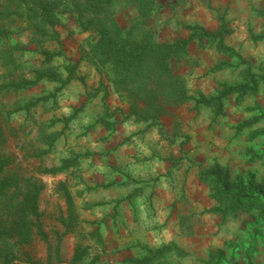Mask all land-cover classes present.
Here are the masks:
<instances>
[{
  "label": "rangeland",
  "instance_id": "1",
  "mask_svg": "<svg viewBox=\"0 0 264 264\" xmlns=\"http://www.w3.org/2000/svg\"><path fill=\"white\" fill-rule=\"evenodd\" d=\"M4 1L0 0V8ZM246 1H248L246 6L249 13L245 15V20L242 22L247 35L244 36L242 43L246 40L248 48L252 46L255 49L261 48L259 52L249 49L248 53L252 57L249 61L251 69L256 73H261L264 70V38H261L264 36V0ZM161 2L164 7L158 9L153 18L156 39L159 41H172L182 32L189 33L185 27H182L188 23L178 21V16H181V11L188 5V2L193 5L199 4L198 6L208 9L212 8L211 0H161ZM70 6L69 2L60 6L61 15H57L56 24L53 27H48V32L45 34L34 35L31 23L25 20L24 9L16 8L15 4L13 7H6L5 10L9 12L13 8L17 9V13L0 19L2 34L0 36V51L2 49H4L3 51L10 50L12 57L8 61H14L13 65L0 75V161L4 166L0 178L6 175L16 176L19 182L27 178L42 183L44 187L47 186L45 192L39 196V208L42 212L40 224L45 239L36 232V228H33L34 235L30 242L18 240L15 231H12L13 225L18 220L17 203L21 199V195L16 193L15 187L6 190L4 195H0V235L2 238L6 233V238L9 240L5 247L8 258L15 260L16 263L63 264L64 261L60 255V241L67 236L66 238H73L74 248H77L80 255L76 262L71 260L67 264H128L124 262L125 258H142L164 244H173L181 251L173 248L151 264H264V205L253 207L248 211L237 212L224 220L220 215L203 213L202 210H196L192 206L184 208L181 204L175 215L178 224V238H152L154 231L159 232L167 229L164 225L168 223V218L172 216L173 210L171 209L166 223L158 224L159 221L155 220L156 211L146 204L145 211H132L134 221L131 222L134 223V228L130 231H134L137 237L130 238L129 242L127 240L125 248H121L124 250L125 257L117 254L119 248H113L107 244L108 240L105 236L117 227L120 222L119 217L121 213L123 214L122 209H118L117 202L125 199L127 193L120 194L112 189L95 191L96 188L87 185L82 179L80 159H76L78 154L87 152L85 145L91 142V139L100 140L99 135L101 134L92 136L89 126L101 114V111L96 113L92 109L89 114H85L82 109L73 122L71 121L72 123L66 124L50 125L55 117L48 118V120L43 119L40 124L35 123V125L39 124L36 133L39 132L41 136L32 137L33 125L28 132H25L26 126L20 125L21 121L23 118H34L33 115L28 117L30 109L43 110L44 106H51L49 103L44 105V100L39 101L38 98L51 97V94L55 92V83L54 81L41 80L39 82L41 85L35 86V95L32 94L25 98L24 95L19 98L18 94L9 91L13 90L9 84L19 83L22 78H31L35 69L56 75L62 74V70H65L72 76L77 71L82 72V67L87 65V68H95L96 73H102L104 79L109 82L103 86H111L116 94L108 71L99 67L89 52L86 38L89 37L90 30L81 31L76 15L68 10L71 8ZM18 11L24 15H20ZM129 13H131V9L122 5H119L116 10V16L122 24L126 23ZM209 20L212 22L211 25L208 21L202 24L207 30H213L212 26H217L220 23L218 13L215 18L211 14ZM229 28L231 31L234 30L230 24ZM54 31L59 33L60 42L53 37ZM31 39L37 40L39 46L30 42ZM42 49L46 52L60 50L63 55L55 56L43 63ZM202 49L203 54L212 59L211 66L222 60L235 65V59L216 53L209 43H204ZM193 57L198 60L197 55ZM1 64L0 61V66ZM243 68V65H235L234 68H226L220 72H225V76L237 81L241 77L243 78ZM188 72L192 75V68H189ZM209 74L211 72H202L199 77ZM185 77L187 82L190 81V78H187V73H185ZM191 78H194V75ZM194 85V91H197L200 90L198 87H201L202 84L198 82ZM206 85L208 84L205 83L204 87ZM101 86L96 88L91 86L90 94H97L102 90ZM259 89V95H247L239 104L235 102L234 96H230L224 102L225 115L223 117H225V121L220 129L218 142L214 143L212 137L210 143L214 146L219 145L220 152H224V156L215 157L213 162L217 159L223 167L229 169V184L237 189L251 188V192L259 197L264 204V157L261 159L256 157L264 154V136L249 138L252 129L264 126V118L259 119L252 127L237 129L239 122L258 116L260 109L264 110L263 83L259 84ZM188 90L190 92L193 89L188 87ZM105 93L103 91V95ZM86 102L87 99L80 103L85 105ZM99 106L101 108V104ZM192 106L193 102H186L179 107L186 108V114L190 117L189 122L199 121L202 123L204 119L209 118L207 130L213 129L217 120L215 123H211L210 109L199 107L195 110ZM108 107L112 111L110 106ZM124 107L127 111V106L123 105ZM170 114L171 117L168 118L172 127L170 132L164 131V126H161L159 131L162 139L161 153L168 154L172 159H175V163H178L180 159H190L188 155L194 153L191 145V125L186 119H178L172 112ZM66 116L68 115H62L60 118ZM172 116L173 119H171ZM117 118L120 120V114L117 115ZM113 119L108 120L112 121ZM26 133L29 136L22 139ZM176 136L181 137L179 146L173 143L176 142ZM250 150L252 153H249ZM175 154L179 156L174 158ZM193 156L191 155V157ZM64 159L77 160V163L72 167V172L68 174L69 177L64 175L52 177L51 174L44 173L46 168L57 166ZM192 162L196 164L195 161ZM134 181L135 179L132 183L128 182L131 190L138 188ZM66 191L73 202V211L70 217L68 216ZM143 196L146 199L150 197ZM148 200L146 201L148 202ZM98 202L104 205H98ZM142 216H146L145 219ZM170 219L172 222V218ZM97 225L100 227L99 235H92L91 232ZM129 225L130 223L126 224L127 229H130ZM179 239H183L182 244H179ZM113 256L115 257L113 258Z\"/></svg>",
  "mask_w": 264,
  "mask_h": 264
},
{
  "label": "trees",
  "instance_id": "2",
  "mask_svg": "<svg viewBox=\"0 0 264 264\" xmlns=\"http://www.w3.org/2000/svg\"><path fill=\"white\" fill-rule=\"evenodd\" d=\"M65 2L71 3V8L68 10L76 15L81 31L90 30V35L86 38L89 52L97 61L99 67H103L108 71L110 82L118 95L119 101L122 105L127 106V111L119 106L110 111L105 101L108 90L107 87L103 86L104 82L100 79V85L106 93L103 95L101 102V114L90 124V130L97 124L102 123L112 133L119 122L128 121L129 119H132L135 123L160 125L159 119L162 115L168 114L174 108L186 102H193L192 107L195 110L199 107L210 109L212 114L211 123H215L218 118L225 115L224 102L230 96H234L235 102L239 104L247 95H259V84H264V70L261 73L254 72L251 69L249 60L245 59L237 49L225 43V36L232 31L229 28L230 23L222 14H218L220 23L215 29L207 30L199 24H185L182 27H185L189 33L185 37L178 36L172 41H159L156 39L153 18L154 13L164 7L161 0H5L0 8V19H5L17 13V9H8L9 12L5 10L6 7H13V4H15L16 8L24 9L25 20L31 23L34 35L45 34L48 32V27H53L56 24L57 15L62 13L59 8ZM119 5L131 9L125 24H122L116 16ZM18 13L20 14L19 11ZM22 14L21 12L20 15ZM5 34H7L6 31ZM53 34V37L59 41V33L54 31ZM261 38H264V36H261ZM31 40L30 42L39 46L37 40ZM191 41H195L200 49L204 43H209L216 53L235 59V65L244 66L242 70L243 78L241 77L235 82H218L212 95H205L200 90L196 91L197 95L191 94L188 90L185 73L181 71L186 66L192 68L198 64V60L190 54L188 49ZM3 50L0 51V61L8 67V70L14 63L12 60L8 61L12 57V52ZM41 53L44 55L43 63L55 56L63 55L60 50L58 52H46L42 49ZM235 65L222 60L216 62L207 72L234 68ZM33 72L34 75L31 78H22L19 83L12 82L9 86L17 92L36 86L41 80L61 81L58 75L41 69H35ZM71 77L70 73L67 79L69 80ZM58 91L59 88H55V92L51 94V97ZM38 99L42 101L48 98L44 96ZM82 107L81 105L74 108L64 118H53L50 125L55 123L66 124L73 121ZM118 114L121 116L120 120H117ZM111 118L114 119L112 121L108 120ZM263 118L264 110L260 109L258 116L239 122L237 129L252 127L259 119ZM259 135L264 136V126L259 129H252L249 138L252 139ZM249 153H252V151L250 150ZM88 155L89 152L78 154L76 159L81 160ZM256 157L261 159L264 154ZM76 159H64L61 164L46 168L44 173L54 175L65 172L70 166L73 167L77 163ZM3 168L4 166L0 161V173L3 172ZM229 174V169L223 167L217 159L210 167L199 170V179L208 186L209 196L217 202L215 206L203 210V213L220 215L225 220L237 212L248 211L253 207L264 205L261 199L251 192V188L237 189L229 184ZM17 179L16 176L10 175L0 178V195H4L5 191L12 187H15L16 193L21 195V199L17 203L18 220L13 225L12 231H15L18 240L22 242L32 240L33 228H36V232L44 238L45 235L40 224L42 212L39 208V195L44 185L32 179L26 178L22 182ZM115 184L109 182L101 184L99 187L108 189ZM93 187L97 188V185ZM134 195L135 192L131 191L125 199H130ZM65 196L68 205V216L70 217L72 216L73 202L67 191ZM125 199L117 202L118 205ZM97 204L101 205L103 203L98 202ZM99 229L100 227L97 225L91 234L99 235ZM0 239L1 264H29V262L16 263L15 260L8 258L9 256L5 252V247L9 241L6 238V233L3 234L2 238L0 235ZM173 248L181 251L173 244H164L142 258L128 257L124 259V262L128 264H151ZM79 258V252L77 248H74L71 260L76 262Z\"/></svg>",
  "mask_w": 264,
  "mask_h": 264
},
{
  "label": "crops",
  "instance_id": "3",
  "mask_svg": "<svg viewBox=\"0 0 264 264\" xmlns=\"http://www.w3.org/2000/svg\"><path fill=\"white\" fill-rule=\"evenodd\" d=\"M247 2L246 0H211V9L205 8L204 6L200 7L198 6L199 4L193 5L188 2V5L182 9L181 16H178V21L199 25L205 24L206 21H208L211 25L212 22L209 20L211 14L214 18L217 13L222 15L225 14V18L230 21V25L234 27V30L224 39L225 43L237 49L245 59L251 61L252 57L248 55L249 49H254L259 52L261 48L258 47L255 49L253 46L248 48L246 46L248 41L246 40L242 43L244 36L247 35L244 31L242 22L245 20V15L249 13V10H247L248 7L246 6ZM216 20H214V23H216ZM217 26H212V29H215ZM186 35L185 32H182L178 36L185 37ZM196 45L197 43L195 41H191V44L188 45L190 54L193 56L197 55L198 57V64L192 67V75L188 72L190 66H186V68L181 70L182 73H187V78H190L188 87L193 89L190 90L191 94L197 95V92L194 91V83L200 82L202 84L201 87H198L200 91L205 95H212L217 88L216 83L236 81L235 79L231 80L229 76H225V72H220L221 70L199 77V75H202V72L208 70V67L211 66L213 61L203 54L202 48L200 49ZM86 66L82 67V72L77 71L69 80L67 79L69 75L68 71L62 70V74H58L61 81H54V87L59 88V91L55 93L54 96L44 99L43 101L45 103L44 105H48L47 103H49L51 106H44L45 108L43 110H39L38 108L30 109L28 117L33 115L34 118H23L20 124L26 126L25 132H28L31 125H33L34 133H32V137H35V135L40 137L41 135L39 132L37 134L36 131L43 119L48 120V118L50 119L52 117L60 118L62 115H69L74 108L81 105L83 106L82 109L85 114H89L92 109H94L96 113L102 110L99 104L102 102L103 91L105 90L102 89L98 91L97 94H90V91L92 87L96 88L100 86V79L104 84H109V82L107 79H104L101 73H96V70H94L95 68H87ZM0 68V75H2L7 68L3 64H1ZM193 75L194 78H191ZM205 83L208 85L204 87ZM37 85L41 84L38 83ZM107 90L108 96L105 97V101L107 105L110 106L111 110H114L118 106L123 107L111 86H108ZM9 91L10 93L13 92L18 94L19 98H22L23 95L25 98L32 94L35 95V86L24 91L15 92L12 89ZM86 99L87 102L85 105L80 103ZM123 109L126 111L125 107ZM202 109H206V107H202ZM171 112L178 119H186V121L189 122L190 117L186 114V108L176 107ZM171 112L162 115L159 119L161 124L156 126H148L145 123H135L132 119H129L128 121L119 122L113 132L110 133L102 123L97 124L91 130L90 134L96 136L100 133V140L91 139V142L85 145L89 155L80 160V170L82 179L87 185H97V188L94 190L99 192L105 190L99 187V185L114 182L116 184L108 189L118 191L120 194H128V192H130L131 187L128 185V182L132 183L134 179L138 186L136 190H131L135 192V198L125 199L118 205V209H122L123 211V214L121 213L119 217L120 222L110 234L105 236L108 240L107 244L110 247L119 248L118 255H123L125 257L124 250H121V248H125L127 240L129 242L130 238L137 237L134 231H130L134 228V223L131 222L134 221L132 216L133 210L143 212L145 211V205L149 204L152 209L156 211L155 220L159 221L158 224H163L166 223L172 209V216L170 217L172 218V222L171 219L168 218V223L164 225L167 229H163V231L159 232L154 231L152 233V238H178V224L176 223L177 218L175 215L181 204L184 208L192 206L194 209L202 211L215 205V200L209 196V188L199 179L198 175L200 169H206L213 164V159L215 157L219 158L221 155L224 156V152H220L218 148L219 145H212L210 140L213 137L214 143L218 142L217 138H219L220 129L225 121V117L218 118L217 124L209 131L207 130V125L210 122L209 118H206V120L204 119L202 123L199 121L189 122L192 135L191 145L193 146L191 147L194 153L188 156L192 161H195L196 164L186 158L180 159L178 163H175V159H172L168 154L161 153L162 139L159 133L161 126H164V131L170 132L172 127L168 118L171 117ZM171 119H173V116ZM37 122L39 124L35 125ZM178 132L177 134H179ZM27 135V133L24 134L22 139L27 138ZM175 138L176 142L173 143L179 146L181 137L176 136ZM191 155L194 156L191 157ZM178 156L179 155L175 154L174 158ZM71 172L72 167L70 166L65 172L54 175L51 174V176L64 175L65 177H69L68 174ZM46 189L47 186L45 185L39 196H41ZM143 195H148V197H150L146 199ZM180 198H182L181 200L183 201H181ZM146 200H148V202ZM142 217L145 219L146 216ZM125 223H130L128 226L130 227V229L128 228L129 231ZM66 237L62 238L60 241V255L64 261L63 264H67L71 261L75 247L73 238ZM163 240L165 241L166 239ZM182 242L183 239H179V244H182ZM114 257L115 256H113V258Z\"/></svg>",
  "mask_w": 264,
  "mask_h": 264
}]
</instances>
